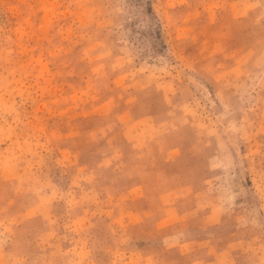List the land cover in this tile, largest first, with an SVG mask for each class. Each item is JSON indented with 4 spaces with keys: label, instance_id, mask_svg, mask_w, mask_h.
Wrapping results in <instances>:
<instances>
[{
    "label": "rangeland",
    "instance_id": "rangeland-1",
    "mask_svg": "<svg viewBox=\"0 0 264 264\" xmlns=\"http://www.w3.org/2000/svg\"><path fill=\"white\" fill-rule=\"evenodd\" d=\"M0 264H264V0H0Z\"/></svg>",
    "mask_w": 264,
    "mask_h": 264
}]
</instances>
